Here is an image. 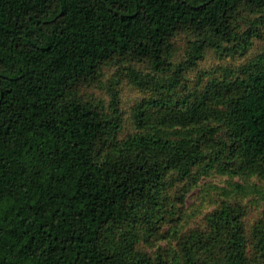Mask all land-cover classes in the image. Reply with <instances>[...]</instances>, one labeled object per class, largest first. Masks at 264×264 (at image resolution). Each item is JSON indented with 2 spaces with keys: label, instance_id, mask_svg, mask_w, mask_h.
<instances>
[{
  "label": "trees",
  "instance_id": "trees-1",
  "mask_svg": "<svg viewBox=\"0 0 264 264\" xmlns=\"http://www.w3.org/2000/svg\"><path fill=\"white\" fill-rule=\"evenodd\" d=\"M263 25L264 0H0V264H264ZM206 50L246 58L191 75Z\"/></svg>",
  "mask_w": 264,
  "mask_h": 264
},
{
  "label": "rangeland",
  "instance_id": "rangeland-1",
  "mask_svg": "<svg viewBox=\"0 0 264 264\" xmlns=\"http://www.w3.org/2000/svg\"><path fill=\"white\" fill-rule=\"evenodd\" d=\"M262 31L264 34V25L262 27ZM189 38L190 36L187 35L186 33L178 35V38L176 40L177 42H176V50H175V57H174L175 60H180L183 58L184 52L187 48ZM259 49H264V37L255 39L254 44L250 48V53L257 52ZM244 58H246V56L243 57L240 54L226 55L222 57L219 53L216 54V52L212 50H206L203 57L200 60H198L197 64L189 70V73L191 75H194L195 72L197 71L201 73V71H205V70L207 71V70L213 69L215 68V66H218L225 62L228 64L233 63L234 65L239 64L241 61L244 60ZM116 71H117L116 66H107L105 68L104 77H103L105 81L103 82L104 85L110 86L111 85L110 81L113 77H115L114 79L115 81L118 80V75L115 74ZM107 86L101 85L100 88L91 87V88H88L87 91H89L90 93L97 92L98 95L102 96L106 100H109L110 96H109V91L107 89ZM116 87H118L119 92L121 93L122 104L124 108L127 110L131 107L136 97H141L142 95H145L144 91L133 87L132 84L127 79H123L119 84L116 85ZM126 120H127V124L130 125L129 114H127ZM252 180H255L257 182H260L261 184H264V178L262 177H252ZM201 181L202 182L208 181V177H203ZM204 197L205 196H203L201 192V188L196 186L187 195L186 200H185L186 206L190 207L193 204L202 203L203 204L202 210L205 211L207 208L209 209L212 206L210 205V198L208 197L206 198V200H204L203 199ZM244 202L248 204V214L246 216V220L248 223L254 222L255 219H257L259 216H261L264 213V199L259 198L258 195L250 194L247 197H245ZM200 217H201V214L199 213V215H197V217L196 216L193 217L192 220L197 221L200 219ZM167 227H168L167 224L164 225L162 228V231L167 229ZM167 241L168 239H165V238L163 239L159 237H154L152 244L148 245V248L151 250H155L157 246L165 245Z\"/></svg>",
  "mask_w": 264,
  "mask_h": 264
}]
</instances>
